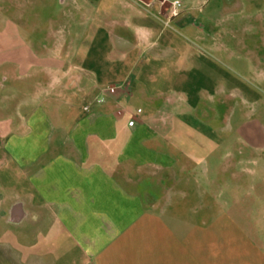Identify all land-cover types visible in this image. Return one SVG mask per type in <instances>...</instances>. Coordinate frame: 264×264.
Segmentation results:
<instances>
[{
	"label": "crops",
	"instance_id": "1",
	"mask_svg": "<svg viewBox=\"0 0 264 264\" xmlns=\"http://www.w3.org/2000/svg\"><path fill=\"white\" fill-rule=\"evenodd\" d=\"M181 1L167 22L169 0H0V251L16 264H264V145L198 116L226 83L209 55L264 49L229 16L264 22V0ZM229 161L255 168H209Z\"/></svg>",
	"mask_w": 264,
	"mask_h": 264
},
{
	"label": "rangeland",
	"instance_id": "2",
	"mask_svg": "<svg viewBox=\"0 0 264 264\" xmlns=\"http://www.w3.org/2000/svg\"><path fill=\"white\" fill-rule=\"evenodd\" d=\"M238 2L243 3V0H238ZM184 9L185 6L183 5L182 12L174 18L170 17L168 11L167 22L179 18ZM48 14L51 13L45 12L44 14H41L40 17L46 19ZM239 14L235 15L234 13L229 15L234 21L233 29L239 30L242 29V27L247 26L248 31L259 30V33L262 32L261 35H264V22L259 18L257 19V15H252L256 22L244 23ZM246 14L249 15L248 10L245 15ZM40 24H42V28H46V23L42 21ZM248 26L250 28H248ZM164 28L167 32L178 36V40H181L187 46L189 45L188 43L193 44L190 37L181 30L173 28L171 23L165 25ZM247 44H249V46L246 47L247 49L241 47L243 49L237 48L236 50L231 47L232 53L230 55L228 53L209 55L210 61L216 64L217 74L222 76V79H225L226 83L210 87V92L213 93V102L207 101L200 103V112L198 116L201 117L202 115L207 114L209 120L207 122L214 124L217 129L231 128L233 132L241 130L243 132L242 138L248 143L264 145V49L260 51L256 49L262 45V42L260 45H256L257 39L255 37H250L249 40H247ZM244 63L248 64L249 69H242L240 67V65ZM216 82L218 83V78H216ZM128 87L129 83L124 82L119 86L116 85L100 89V95H98L92 103L98 104L103 102L104 97L102 94L105 91L126 89ZM88 109L86 111H88ZM201 120L203 121V119ZM220 152L223 151L216 152L217 156L215 158V163L218 162L217 158L219 157V154H221ZM258 154L263 157V162L259 165V169L261 170V173L264 174V149L259 151ZM209 168H212V173H240L241 170H251L254 169L255 166L251 163L242 166H234L229 161L222 162L221 166L213 165ZM14 260L15 258L13 256L11 257L0 251V264H16Z\"/></svg>",
	"mask_w": 264,
	"mask_h": 264
},
{
	"label": "built area",
	"instance_id": "3",
	"mask_svg": "<svg viewBox=\"0 0 264 264\" xmlns=\"http://www.w3.org/2000/svg\"><path fill=\"white\" fill-rule=\"evenodd\" d=\"M183 9V3L181 0H169V15L171 18L177 17ZM88 107H85L86 111Z\"/></svg>",
	"mask_w": 264,
	"mask_h": 264
}]
</instances>
